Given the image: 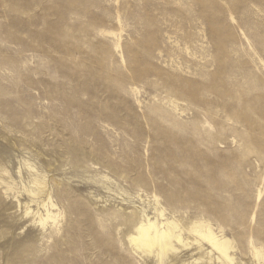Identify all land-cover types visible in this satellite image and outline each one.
<instances>
[{
	"label": "rangeland",
	"instance_id": "1",
	"mask_svg": "<svg viewBox=\"0 0 264 264\" xmlns=\"http://www.w3.org/2000/svg\"><path fill=\"white\" fill-rule=\"evenodd\" d=\"M156 209L264 264V0H0V264H227L134 253Z\"/></svg>",
	"mask_w": 264,
	"mask_h": 264
},
{
	"label": "bare ground",
	"instance_id": "2",
	"mask_svg": "<svg viewBox=\"0 0 264 264\" xmlns=\"http://www.w3.org/2000/svg\"><path fill=\"white\" fill-rule=\"evenodd\" d=\"M106 34L116 36L113 32H106ZM118 46L117 42L116 48ZM20 173L17 171L18 177ZM45 188L44 182L39 179V176L32 178L31 187L22 185L23 194L29 200L24 206L25 216L29 218V222L41 230L47 226L57 228L58 219L61 216L60 212H57V204L52 200L49 190ZM260 195L261 192L258 194V199ZM154 198L158 205V199L155 196ZM15 199H18V196ZM155 213L156 216L151 217L144 212L140 221L136 223L133 220L130 221L127 241L134 253L142 257L152 255L156 259L162 260L165 255L177 252L179 248H190L191 243L184 236L185 233H188L193 236V245L198 247L195 249L202 250L207 247L210 254L217 255V263L233 264L231 252L234 249L230 239L221 231L216 232L210 223L193 222L186 230L174 219L166 217L164 210L156 209ZM255 254L256 258L260 257L258 250H255Z\"/></svg>",
	"mask_w": 264,
	"mask_h": 264
}]
</instances>
